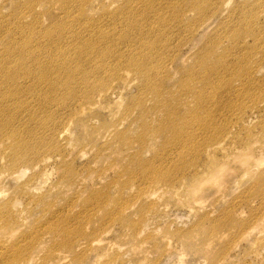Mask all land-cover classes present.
Instances as JSON below:
<instances>
[{
  "label": "rangeland",
  "instance_id": "obj_1",
  "mask_svg": "<svg viewBox=\"0 0 264 264\" xmlns=\"http://www.w3.org/2000/svg\"><path fill=\"white\" fill-rule=\"evenodd\" d=\"M29 1L0 0V63L2 61L10 63V68L18 71L19 79H34L29 73L38 67L49 68L46 57L50 53L58 55L60 59L65 53L71 57L66 63L62 79H83L89 84L77 99L71 97L65 103L55 100L57 91L70 88L57 84L53 79H59L58 76L51 73L49 86L30 88L21 99L19 98L18 104L25 108L28 115L25 120L20 121V126L29 123L31 113L37 115L36 118L54 114L50 119H54L52 128L59 130L69 115L76 111L79 105L77 101L84 100L85 93L89 92L91 95L99 86V79L101 83L107 79H116L113 83V92L108 98L112 105L117 101H123L124 107L137 100L145 102L146 95L140 100L139 84L126 86L122 81L117 82L123 71L133 67L127 66L126 60L129 57L141 56L145 44L159 42L156 38L162 34L169 38L170 53L181 46L182 58L179 56L177 62L179 66H191L203 50L214 47L217 41L221 40L218 51L221 56L214 60L212 69V72L218 75L215 76L213 84H208V102L201 110L205 127L193 126L196 134L193 141L181 146L182 150L189 147L187 156L181 163L177 160L175 146L169 145L166 151L158 152L150 147L149 141H138V136L143 130L139 109L131 113L134 125L131 124L127 132L133 145L138 148L144 146L142 160L155 162L158 173L159 168L167 174L170 171L169 180L178 177L188 178L194 172L203 170L204 160L199 154L196 156L195 150L207 145L205 144L207 141L210 145L224 140L226 136L234 137L232 150L236 164L229 163L230 169L223 180L214 184L206 181L190 189L188 198L169 196L153 204L141 203L135 207L132 214L126 216L122 211L138 196L136 188L140 189L142 182H151L149 179L155 177L148 175L144 168H139L137 164L126 171L123 169L118 172L105 171L111 163L118 162L116 156L106 151L96 153L95 148L90 151L92 144L88 141L89 130L83 131L82 126L72 124L67 137H62L60 143L57 142L56 136L52 141L49 137L43 141L44 146L38 160L47 159L48 166L43 177L37 182L39 189L36 191V197L46 198L40 205L38 203V206L32 205L37 198L32 199L30 189L27 195L21 194L13 203V210L23 212L24 218L18 220L12 217L10 229L0 230V245L6 241L4 247L0 246V264H41L46 261L50 251L53 254L63 250L58 247L64 246L70 239L64 236L55 238L53 231L58 230L52 229L59 227L58 223L63 220H69V228L76 232V235L71 237L74 241L84 236L90 240L98 238L107 227H111L112 230L101 244L100 248L104 250H99L85 259L81 257L76 259L77 253H69L63 260L64 264H102L100 259L109 260L112 264H135L140 259L138 264H142L144 256L158 260L157 264H209L204 253L207 249H201L196 245L189 248L169 237L167 238L171 248L168 256V253L163 252L164 243H159L160 253L154 250L144 254L142 252L144 247L149 245L146 243L143 244V248L136 246L139 240H145L148 236L156 238L166 235L167 232L193 231V235L199 239L206 236L207 229L208 235L212 232L215 233V237H220L214 245L208 246V252L216 257L215 264H219L221 260L223 264H264V197L259 190L262 187H258L255 179L244 176L245 174L236 167L238 161L248 155L251 163L264 168V161L258 163L259 159L264 158V108H262L264 91L259 90V86L264 85V0H230L227 6L224 5V0H208V5L199 6L198 4L203 1L199 0L194 5L195 9L186 5L185 0H153L152 6L148 8L137 5V0H68L65 3L68 4L69 13L66 9H60L56 0H43L42 4L38 5L36 3L41 0L33 4ZM60 1L61 8H64L66 4ZM48 2L50 3L47 4ZM32 5H35L37 20L31 13L24 14ZM220 11H223L222 15ZM239 11L241 12L237 13ZM182 15L183 23L179 26L181 22L175 16ZM230 15L233 16V20H230ZM207 20L208 22L204 23ZM141 22L144 24L140 26ZM47 30L53 31L47 34ZM100 33H106L109 37L101 39ZM124 36L128 38L124 39ZM97 37L102 43L96 44L95 48L92 43L86 42ZM191 37L194 39L190 40ZM227 37H232V40ZM15 41L17 43H14ZM238 42L240 46L235 51L232 46ZM29 43L31 47L24 48ZM83 44L92 48L86 62L83 56H80ZM101 48L103 51L110 49L113 53L110 52L111 55L100 62L97 61L98 65H94L92 62L100 57ZM65 49L68 50L65 52ZM230 49H233L232 52L225 54V51ZM31 51L42 56H33ZM230 54L231 56L227 57ZM13 55H17L18 60H14ZM118 61L121 62L117 64ZM94 66L99 71L97 76H92ZM72 68L75 70L69 72ZM171 69L174 73L177 66L174 65ZM89 75L91 80L84 79ZM181 80L176 78L172 80L167 85L170 90L164 91L162 95L168 99L171 109L185 116L184 106L188 101L193 103L194 99L187 95V90L181 89ZM200 84L198 81L197 85ZM29 93H33V99L23 101ZM153 104H148L147 107L150 108ZM192 106L197 107L195 102ZM111 109L98 111L97 118L88 121L89 127L99 128L103 122H115L123 118V107L118 114ZM152 115L154 112L149 111L146 127L154 130L158 128V121H164L166 113L163 112L158 120L150 122V116V120L155 118ZM243 121L245 130L240 129V123ZM163 140L164 138L161 141ZM0 149L2 157L3 148ZM65 154L67 160L63 158ZM7 159L6 154L0 161V169L4 170ZM131 160L132 158L129 162ZM75 174L89 177L85 180V187L72 186L67 196H58L50 191L52 186L65 179L71 180ZM33 175L35 172L28 169L22 177L8 180L4 190L6 193H3L13 194L14 189L18 190L19 186L29 182L30 186L35 187L32 184ZM147 186H144V190L150 187ZM194 189L197 191L193 192ZM3 193L0 197L5 195ZM170 197L172 199H169ZM187 199L190 205L186 204ZM159 206L162 207L157 212ZM192 206L195 210L190 209ZM196 209L199 210L197 214ZM8 215L6 210L3 216ZM230 215L235 222L233 226ZM256 220L262 221V225L252 234L248 243L240 242L237 237L240 229L245 225L246 228ZM203 222L205 229L198 226ZM2 227L0 223V228ZM211 228L216 230L212 231ZM254 240L260 242L253 245ZM194 251L197 255L193 254ZM16 254H20L19 263H14L13 258Z\"/></svg>",
  "mask_w": 264,
  "mask_h": 264
},
{
  "label": "bare ground",
  "instance_id": "obj_2",
  "mask_svg": "<svg viewBox=\"0 0 264 264\" xmlns=\"http://www.w3.org/2000/svg\"><path fill=\"white\" fill-rule=\"evenodd\" d=\"M38 0H30L29 3L33 4ZM41 0L40 2L36 3L42 4ZM60 6V9H66V11L69 13V7L67 2L68 0H62L66 4L64 8H61V1L56 0ZM89 1V0H86ZM137 5L139 6H152L153 0H137ZM199 0H196L194 3L193 0H185V4L188 6H191L194 8V5L198 3ZM230 0H224V5H229ZM51 2V1H50ZM48 2L47 4H49ZM165 3V2H164ZM208 5V0H203L200 5ZM33 6V7H32ZM25 13H31L32 17H34L37 20V13L35 12L34 6L32 5ZM52 7H55V5H52ZM63 7V6H62ZM169 7V6H168ZM190 8V9H192ZM195 9V8H194ZM192 9L193 11H195ZM32 10V12H31ZM223 10V9H222ZM81 11H84L81 9ZM241 11L237 12L240 13ZM147 13V10H146ZM245 14V11H243ZM23 14V13H22ZM220 14H223V11H220ZM182 16H175L176 19L181 22ZM238 19V18H237ZM225 22L227 20L223 18ZM230 20H233V16L230 15ZM22 21V20H21ZM207 21H204V23H207ZM181 22L179 26L182 24ZM144 23H140V26ZM15 27V26H14ZM47 34H51L50 32L53 30H47ZM13 32V31H12ZM91 34V31L88 32ZM40 34V33H38ZM41 35V34H40ZM194 36V35H193ZM192 36V37H193ZM43 38V36L41 35ZM109 37L106 33H100L101 39H107ZM194 39V38H192ZM60 38V37H59ZM97 37L96 39H88L86 42L92 43L93 48H95L96 44L100 45L101 39ZM124 39L128 38L127 36L123 37ZM229 40H232V37H227ZM235 38V37H234ZM159 42L155 41L150 42L148 44H145V50L140 53L141 56L136 57H129L126 60V64L133 66L130 68V70L123 71L120 76L119 82H123L124 85H130L131 84H139L140 88V100L141 98L146 95V101H133L126 105V107L123 106V101H117L115 103L108 102V98L110 94L113 92L114 89V82L116 79H107L106 81L101 83V79L98 81V87L91 93L87 92L85 93L84 100L77 101L79 102V105L76 109V111L73 114H70L68 117V120L63 123L61 128L57 130L58 128H52L54 119L50 120L54 114L48 115L49 117H42V118H36L37 115L34 113H31L30 115V121L29 123L20 126V121L25 120L28 115L25 111L24 107H21L18 104L19 98L21 99L23 95H25L30 88L37 89V87H47L49 86V80L51 77L49 76L51 73H54L56 76H58L59 79H53L57 84H59L62 87H69L70 89L67 90H58L57 91V97L55 100L67 102L71 97L74 99H77L79 94H83L85 90V86H88V82L83 79H62L64 77V69L66 66V63L70 60L71 56H68L64 53V55L61 56L62 59H60L57 56L52 55L50 53L49 56H47L48 60V66L47 69H42L38 67L37 70H31L29 75L33 77L34 79H19V73L16 70H12L10 68V63H5L6 61H2L0 63V77L4 79H0V148L2 147V157H0V161H2L5 158V155L7 154V164L4 165V170L0 169V194L5 192V185L8 180H12L18 177H22L24 173H26V170H31L35 172V175L32 176V184H34L35 187L32 185L30 186V182L26 184H22L19 186L18 190L13 191V194L10 193L5 194L3 197H0V223L2 228L0 230L8 231L9 225L12 221V217L14 219L21 220L24 218L23 212L14 211L13 210V203L16 201L18 196L21 194L27 195L29 190L31 189V195H33L32 199L37 198V200L34 201L32 205L38 206L37 203L40 205L41 202H44L45 196H39L36 197L37 193L36 191L39 189L37 188V182L43 177L44 173L47 171V162L48 160L45 158L39 159L41 148L44 146V140L46 137L52 138L50 141L54 140V136L57 137V142L60 143V139L66 138L67 134L69 132L70 126L73 124L77 126H82L83 131L89 130V143L92 144L91 150L93 148L96 149V153L106 151V152H112L113 155L116 156V160L118 162L111 163L110 167L105 168V171L108 170H115V172H118V170L123 169L126 171L127 169L131 168L133 165L137 164L139 168H144L145 172L150 175L154 176L155 178H150L149 180L151 182H142V186L140 189L136 188V191H138V196L134 199V201L125 207L122 212H125L126 216L129 214H132L135 207L141 203H156V201H162L169 196H181L188 198L192 188L199 186L201 183H205L208 181V183H217L218 181H221L225 178V174L230 169L229 163L236 164V158L233 157V145H234V137L226 136L224 140L216 141L210 145H208V141L205 143L207 145L203 146L202 148L195 150L196 156H199L203 158L204 163L203 167L204 169L201 171H196L192 175H190L188 178H175L173 180H169L170 177V171L163 172L159 168V172L156 168V163L153 161H147L144 162L142 160V154H143V148L139 146L133 145L132 140L130 139V136L128 135V129L132 125H134V119L131 116V113H133L135 110L139 109V119L142 122L143 130L138 136L139 142H146L149 141L150 147H152L155 150H158V152H161L162 150L166 151V148L169 145L175 146L177 153H178V162L181 163L183 161V158L187 156L188 148L184 147L183 150L181 149V146L183 144H187L190 141L194 140V136L196 134L195 129L193 126L196 127L200 125L201 127H205V123L203 124L204 120L201 117V110L206 107V103L208 102L207 96H208V84H213V81L215 80V76L218 75V73L212 72L213 69V62L216 58H218L220 51V41H217V43L214 45V47H211L210 49L203 50L199 56L194 59V62L191 66L185 65V66H179L178 60L180 59L181 46L177 47L172 53L171 48L168 45L169 38L165 34H162L160 37L156 38ZM14 43H17L16 41ZM16 45V44H15ZM240 46V42L235 43L232 48L235 50L237 47ZM31 44L24 46V48H30ZM233 49L226 50L225 54H228L232 52ZM68 49H65V52ZM100 57H97L92 63L94 65H98L99 62L103 59H105L107 56L111 55V50L106 49L102 50V48L99 50ZM209 51V52H208ZM236 51V50H235ZM33 56L40 57L42 55L35 54L33 51H31ZM111 52V53H110ZM92 53V48L89 45L83 44V49L80 54V56L84 58L86 62V57ZM169 53V55H166ZM122 56V55H121ZM180 56V57H179ZM231 56L228 55L227 57ZM12 58L14 60H18L17 55H13ZM182 58V57H181ZM89 60V59H88ZM183 60V59H182ZM192 62V59H190ZM264 60V59H263ZM99 61V62H97ZM181 61V60H180ZM242 59L240 58L241 62ZM118 61L117 64H119ZM227 62V61H226ZM116 64V66H117ZM174 65L177 66V69L174 73L171 72V68L174 67ZM181 65V64H180ZM209 66V69H208ZM211 66V67H210ZM75 69H71L69 72H72ZM99 71L97 70V67L94 66L92 71V76H97ZM132 78V79H130ZM176 79H182L180 86L182 87V90H187V95H191L194 99V102L196 103L197 107L192 106L194 102L188 101L187 104L183 108V112L185 116L179 115L177 110L171 109L169 106V101L167 98H165L164 91L170 90V87L167 88V85L172 81ZM84 79H90V75L86 76ZM34 80V81H33ZM180 81V80H179ZM201 83L200 85H197V83ZM61 89V88H60ZM259 90L264 91V85L259 86ZM163 93V95H162ZM33 99V93H29L28 97L26 96L23 101ZM135 99V98H134ZM137 102V103H136ZM76 103V105H77ZM153 106L148 108V104ZM23 104V102H22ZM24 106V104H23ZM192 106V107H191ZM123 107V118H120L116 120L115 122H103L99 128L93 127L90 128L88 121H90L91 118H95L98 111L101 110H110L112 108L115 111V114L121 113V109ZM262 108H264V102L262 103ZM111 109V110H112ZM133 110V111H132ZM149 111L154 112L155 116L154 119L150 120L151 116L149 117L150 122H154L155 120H158L159 117H161V114L163 112L166 113L164 121H158L159 125L157 129L151 130L149 127H146V118L149 113ZM211 114L214 115L213 111H211ZM88 118L86 119V117ZM118 116V115H117ZM97 118V117H96ZM50 120V121H49ZM92 120V119H91ZM33 124L34 127L31 125ZM127 126V127H126ZM126 127V129H125ZM245 122L240 123V129L242 128L245 130ZM248 127V126H247ZM52 128V129H51ZM209 129H207L208 132ZM264 133V131H263ZM53 134V135H51ZM166 136V137H165ZM164 138L163 141H161ZM39 139V141H38ZM264 139V136H263ZM70 140V139H69ZM69 144V143H68ZM146 145V144H145ZM61 146V144H60ZM63 146V144H62ZM61 146V147H62ZM72 146V145H71ZM102 146V147H97ZM68 148V147H67ZM72 148V147H71ZM64 149V148H63ZM66 149V148H65ZM85 149V148H84ZM1 150V149H0ZM70 150V149H69ZM76 151V150H74ZM199 154V155H198ZM240 158V156H238ZM37 158L36 160H34ZM64 159L67 160V154L64 155ZM132 158L131 162H129V159ZM231 158V159H229ZM233 158V159H232ZM122 161H119L121 160ZM229 159V160H228ZM231 160V161H230ZM262 161H264V158H261L258 160V163L260 164ZM239 164L236 165L237 169L242 173L245 174L244 176H249L251 179H255L257 181L258 187H262V189L259 188L260 193L264 197V168L259 167L257 164H253L250 162V157L248 155L243 156L239 161ZM183 166V165H182ZM193 170V169H192ZM95 172V171H92ZM193 172V171H192ZM159 174V176L157 175ZM89 177L85 176L82 177L81 174L74 175L71 180L65 179L62 182H59L58 184L51 187L50 191L55 192L58 196H67L68 193L71 192V188L73 187H85V180H87ZM184 178V179H183ZM148 185L146 190H144V186ZM28 186V187H27ZM190 186H192L190 188ZM189 190V194H188ZM197 189H194L193 192H196ZM2 194V195H3ZM51 195V194H48ZM11 196V197H10ZM14 199V200H13ZM169 199H172L171 197ZM187 205L188 199L185 201ZM162 206H159L157 208V212L160 210ZM164 207V206H163ZM191 210L194 209V206L190 207ZM8 211V216L4 217L3 214L5 211ZM165 210V208H164ZM195 210V209H194ZM163 211V210H161ZM199 210L196 209L195 213L197 214ZM124 216V214H123ZM125 217V216H124ZM147 217V216H146ZM145 217V218H146ZM231 218V226L235 225V222L233 221L231 215L229 216ZM119 219V216H118ZM145 220V219H144ZM69 220H63L62 222L58 223L59 227H52L55 234L54 237L57 238L59 236H64L70 240H68L67 243L64 244L62 247L63 250H58L57 253H48V256H46V261H44L41 264H64L63 260H65L69 255V253H77V257L81 258H88L93 253L104 250V248H100L102 242L105 240V237L109 235L112 230L111 227H107L103 230L101 233V236L98 238H94L90 240L88 237H83L81 239H78L77 241L71 240L72 236L76 235V232L69 228ZM246 228L243 226L240 229V232L237 234V237L240 242H249L251 236L253 233H255L259 226L262 225V221L256 220L252 222L251 224H248ZM250 225H253V227H250ZM199 228L205 229L204 222L198 225ZM230 227V226H229ZM228 228V227H227ZM212 231L216 230L215 228H211ZM235 229V228H231ZM169 239H174L177 242L183 243L187 245L189 248L191 246H199L201 249H207L205 253L207 260L209 264H215L216 257L211 256V253L208 252V246L214 245L216 243V240H220V237H215V233L209 232L208 235V229L206 236H203L198 239L197 236L193 235V231L190 232H167L166 235L163 234L159 237H151L148 236L146 239H142L137 241V247L143 248V244H149L147 247H144L143 253H151L155 250V252L160 253V246L159 243H164V254L168 253L167 256L170 254V241ZM260 241L254 240L253 245H257ZM6 244V241L1 244L0 246L4 247ZM195 247V246H194ZM194 255H197V253L194 251ZM13 258L14 263H19V255H14ZM75 259V260H76ZM140 259H138L135 264H138ZM23 261V260H22ZM102 264H112L109 260H102ZM158 260H152L149 259L148 256H144L142 260V264H157ZM127 264V263H125ZM219 264H223L222 260Z\"/></svg>",
  "mask_w": 264,
  "mask_h": 264
}]
</instances>
